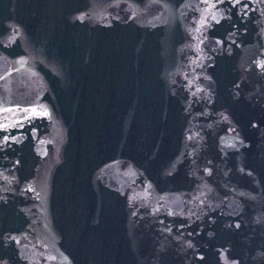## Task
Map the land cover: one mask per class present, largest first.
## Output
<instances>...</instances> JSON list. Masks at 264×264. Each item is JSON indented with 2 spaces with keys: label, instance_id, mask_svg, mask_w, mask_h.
<instances>
[{
  "label": "water",
  "instance_id": "95a60500",
  "mask_svg": "<svg viewBox=\"0 0 264 264\" xmlns=\"http://www.w3.org/2000/svg\"><path fill=\"white\" fill-rule=\"evenodd\" d=\"M0 264H264V0H0Z\"/></svg>",
  "mask_w": 264,
  "mask_h": 264
}]
</instances>
